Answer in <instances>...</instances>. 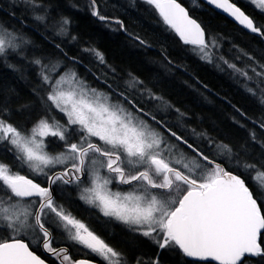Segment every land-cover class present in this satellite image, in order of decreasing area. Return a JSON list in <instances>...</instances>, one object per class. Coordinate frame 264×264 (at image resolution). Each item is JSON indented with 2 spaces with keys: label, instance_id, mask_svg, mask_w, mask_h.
I'll return each mask as SVG.
<instances>
[{
  "label": "snow or ice",
  "instance_id": "obj_1",
  "mask_svg": "<svg viewBox=\"0 0 264 264\" xmlns=\"http://www.w3.org/2000/svg\"><path fill=\"white\" fill-rule=\"evenodd\" d=\"M144 2L193 55L226 71L264 109V63L242 49L252 64L239 67L226 59L218 37L206 33L178 0ZM205 2L264 40V23L233 0ZM245 3L264 15V0ZM9 6L11 12L3 15L14 23L0 18V65L20 81L35 79L32 94L42 111L35 119L29 114L24 123H13L11 109L0 103V149L12 156L11 163L0 160V264H46L34 248H42L58 264H91L74 259L70 248L86 250L105 264H133L66 206L76 203L92 209L96 222L106 228L122 225L161 251H176L202 264H264V112L251 118L236 109L252 125L236 143L196 128L190 140L158 116L152 104L174 112L182 127L189 119L186 112L131 73L122 85L110 83L109 74L115 77L117 70L97 48L81 51L104 67L107 90L79 74L82 61L54 42L78 40L70 31V16H54L46 0H11ZM71 7L79 8L74 2ZM85 7L106 26L114 23L127 32L120 19L101 13L98 0H87ZM40 28L44 31L38 32ZM33 32L57 52H38ZM165 59L166 70L182 67ZM29 108L22 105L17 112ZM25 169L28 175L21 174ZM60 244L66 246H54ZM161 251L138 255L134 264H160Z\"/></svg>",
  "mask_w": 264,
  "mask_h": 264
},
{
  "label": "trees",
  "instance_id": "obj_2",
  "mask_svg": "<svg viewBox=\"0 0 264 264\" xmlns=\"http://www.w3.org/2000/svg\"><path fill=\"white\" fill-rule=\"evenodd\" d=\"M178 1L188 9L193 18L201 23L206 33L218 37L222 45L220 54L226 59L239 67L252 64L253 61L242 54L240 51L242 49L260 63H264V40L256 34L238 26L201 0L196 4L193 0ZM73 2L79 6L78 9L71 7ZM233 2L242 7L258 24L264 23V15L245 3V0H233ZM10 3L11 0H0V18L8 24L14 21L3 13L11 12ZM46 3L55 10L52 13L54 16L64 14L72 19L70 31L78 37V40L66 42L57 39L54 42L61 43L70 57L76 56L82 61L81 66H78L81 76H85L94 87L107 90L102 83L104 67L98 65L88 53L81 51L85 46L97 48L104 54L107 63L117 70L115 77L109 74L110 83L122 85L131 73L144 80L148 86L155 89L158 95L163 96L176 108L186 112L189 119L182 127L177 123L179 121L174 112L162 114L153 108L158 116L164 117L174 126V130L190 140L193 139L191 129L196 128L200 131L206 130L211 136L225 142L236 143L246 138L247 129L252 127L250 120L241 117L236 109H240L251 118H256L264 112V109L258 107L254 99L246 94L226 71L222 72L213 65L203 63L193 55L189 50L190 46L183 45L175 33L166 28L157 12L144 0H98L101 13L110 18L120 19L126 26L127 32L119 30V25L113 23L106 26L104 22L92 17L85 7L87 0H46ZM30 27L36 26L30 22ZM37 31L44 30L40 28ZM129 33L146 40L151 47L139 45ZM33 38L38 45V52L45 54L57 52L36 32H33ZM165 56L175 65L182 67L166 70ZM237 56L241 58L237 60ZM88 68L91 69V73L87 71ZM92 73L100 76L101 80H97ZM249 73L251 74L250 69ZM35 86L33 77L20 81L14 73L0 65V90H4L5 93L0 95V103H7L11 109L8 118L13 123H24L29 114L33 119L41 114L42 109L37 97L32 94V88ZM22 105H29L30 108L24 112H17ZM154 105L155 102L152 107ZM56 115L62 116L59 113ZM234 118L246 127L241 128L240 124L234 122ZM52 148L55 151L60 150L56 145ZM256 152L259 153L258 147ZM0 160L11 163L12 156L0 149ZM21 174L28 175L27 170L25 169ZM131 244L134 247L130 255L131 259L138 253L152 257L158 252L155 246L146 247L137 239L134 242L131 241ZM159 259L160 264H202L175 251L161 252Z\"/></svg>",
  "mask_w": 264,
  "mask_h": 264
},
{
  "label": "flooded vegetation",
  "instance_id": "obj_3",
  "mask_svg": "<svg viewBox=\"0 0 264 264\" xmlns=\"http://www.w3.org/2000/svg\"><path fill=\"white\" fill-rule=\"evenodd\" d=\"M72 196H73V200H75L76 199L75 192L72 193ZM68 207H72L69 210L70 211L75 210V212L77 213V215H75V216L83 219L85 223L89 224L96 231V233L98 235H100L101 238H103L108 244H110L111 246H113L117 250H120V251H123L124 253H126L128 259L133 261V264H134V258L131 259L130 255L133 252L134 247L132 246L131 241L134 242V240L137 239V241L139 243L143 244L146 247L150 248L152 246H155V244L149 238L143 237V236L138 235V234H133V233L127 231V229L122 225L115 226V227L108 226L106 228L103 225V223L96 222V213L92 209H89L80 203H76L73 206L68 205ZM54 246L59 247V246H66V245L60 244V245H54ZM155 248L158 251H161L156 246H155ZM35 251H36L37 255H39L42 259H45V261L48 262L49 264H58V262L55 261L54 258H51L49 256V254L44 252L42 248L35 249ZM70 252H71L73 258L76 260L86 259V260L96 262L98 264H105L104 261H102L99 257L95 256L94 254H86V250L83 252H79L75 248H70ZM161 252H166V251H161ZM171 252H173V251H171ZM142 254L143 253H138L136 256L142 255ZM143 256L149 257L148 254L143 255ZM192 259H194V258H192Z\"/></svg>",
  "mask_w": 264,
  "mask_h": 264
},
{
  "label": "water",
  "instance_id": "obj_4",
  "mask_svg": "<svg viewBox=\"0 0 264 264\" xmlns=\"http://www.w3.org/2000/svg\"><path fill=\"white\" fill-rule=\"evenodd\" d=\"M203 3H205L206 5H208L206 2H205V0H201ZM179 2V1H178ZM180 3V2H179ZM182 4V3H181ZM183 5V4H182ZM184 6V5H183ZM209 7H211L212 9H214L215 11H217L218 13H220V14H222V15H224V16H226V17H228L231 21H233L235 24H237L231 17H229L227 14H225V13H223L221 10H218V9H215L213 6H210V5H208ZM238 25V24H237ZM238 26H240V25H238ZM240 27H242V26H240ZM245 30H247V29H245ZM248 31V30H247ZM78 260H80V259H78ZM90 261V260H89ZM46 264H49L48 262H46ZM91 264H98V263H96V262H93V261H91Z\"/></svg>",
  "mask_w": 264,
  "mask_h": 264
},
{
  "label": "rangeland",
  "instance_id": "obj_5",
  "mask_svg": "<svg viewBox=\"0 0 264 264\" xmlns=\"http://www.w3.org/2000/svg\"><path fill=\"white\" fill-rule=\"evenodd\" d=\"M153 108H154V106H153ZM157 110V109H156ZM159 113H162V114H169V113H171V112H167V113H165L164 111H162V110H157ZM180 126H181V123L182 122H177ZM52 147H54L55 148V145L54 146H52ZM53 149V148H52ZM72 213H73V215H77V213L75 212V210H73L72 211ZM27 239V238H26Z\"/></svg>",
  "mask_w": 264,
  "mask_h": 264
}]
</instances>
